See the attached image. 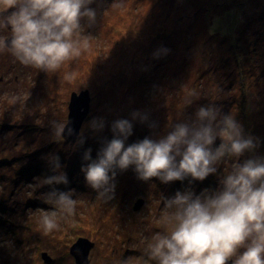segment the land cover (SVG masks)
Here are the masks:
<instances>
[{
  "label": "rangeland",
  "instance_id": "1",
  "mask_svg": "<svg viewBox=\"0 0 264 264\" xmlns=\"http://www.w3.org/2000/svg\"><path fill=\"white\" fill-rule=\"evenodd\" d=\"M90 7L96 22L82 20L77 34L90 36L88 49L56 72L0 52V264H48L42 254L51 264H75L70 250L79 237L94 243L87 264H157L145 249L166 231L162 198L177 191H215L234 163L264 157V0H94ZM10 35L0 30V37ZM162 49L167 54L154 58ZM68 73L75 74L71 81L64 79ZM84 90L90 107L79 134L71 141L55 138L53 122L66 124L71 94ZM208 104L242 127L259 120L256 134L243 129L257 147L238 161L226 157L215 174L196 184L191 177L167 184L143 181L129 167L116 170L111 198L99 199L87 185L81 168L89 161L83 154L91 149L96 158L113 138L114 121L138 123L127 146L166 135ZM134 112L148 119L132 120ZM93 119L104 121L103 130L90 127ZM138 126H144L143 136ZM221 142L217 138L213 147ZM51 155L59 156L68 178L67 185L54 187L72 191L77 203L73 215L58 216L59 228L45 234L40 216L57 209L44 197L53 186L37 184L58 174L49 165Z\"/></svg>",
  "mask_w": 264,
  "mask_h": 264
},
{
  "label": "clouds",
  "instance_id": "2",
  "mask_svg": "<svg viewBox=\"0 0 264 264\" xmlns=\"http://www.w3.org/2000/svg\"><path fill=\"white\" fill-rule=\"evenodd\" d=\"M94 0H0V30L11 35L0 37V52L9 51L22 65L44 72H56L69 60L78 58L89 47L90 36H80L81 21L89 26L96 22ZM8 10H12L9 14ZM158 50L154 58L167 54ZM74 73L65 74L71 81ZM196 97L195 92L192 93ZM193 99H189L191 104ZM143 123L148 117L132 113ZM102 119H93L94 131L104 128ZM55 138L61 137L65 125L53 122ZM133 124L118 119L111 125L113 138L100 148L95 159L91 149L83 154L89 161L82 166L88 186L97 191L99 199L111 198L116 170L129 167L137 178L161 183L203 181L217 172L226 158L239 160L257 144L244 134L242 125L233 115L222 114L214 104L199 107L191 122H180L158 139L144 138L126 146ZM68 134L72 130L69 128ZM217 138L222 141L213 147ZM83 139L79 143H83ZM55 175L38 179L37 186H53L45 193V201L58 210L40 216L45 234L59 228L58 216H71L76 200L72 191H59L54 186L68 184L61 171L59 156L48 158ZM111 173V175H110ZM166 215V231L155 234L147 243L146 253L157 264H264V157H254L234 163L231 171L220 179L215 191L204 190L195 195L191 190L177 191L162 198ZM127 264V262H125Z\"/></svg>",
  "mask_w": 264,
  "mask_h": 264
},
{
  "label": "water",
  "instance_id": "3",
  "mask_svg": "<svg viewBox=\"0 0 264 264\" xmlns=\"http://www.w3.org/2000/svg\"><path fill=\"white\" fill-rule=\"evenodd\" d=\"M90 97L87 90L81 91L80 93H72L68 102V113L67 122L65 124V131L62 133V137L65 140H73L77 137L80 132L82 122L89 113ZM71 128V135L68 134V129ZM141 202H137L136 205L139 207ZM93 247L90 240L79 237V240L75 242L70 250L73 255L76 264H87L88 252ZM42 259L46 263H51V258L47 254H42Z\"/></svg>",
  "mask_w": 264,
  "mask_h": 264
},
{
  "label": "trees",
  "instance_id": "4",
  "mask_svg": "<svg viewBox=\"0 0 264 264\" xmlns=\"http://www.w3.org/2000/svg\"><path fill=\"white\" fill-rule=\"evenodd\" d=\"M243 99H244V97H243ZM244 104H246L247 105V103H244ZM242 111V116H244L245 115V113L243 112V110H241ZM246 116L244 117V119H245V121H246ZM259 121V120H258ZM258 121H257V123H258ZM257 123H255L256 125H257ZM258 124H262V123H258ZM255 125V126H256ZM253 124L251 125V124H244L243 125V129H245L246 131H252L254 134H256V131H255V127ZM263 126H264V124H263ZM253 128V129H252ZM252 129V130H251ZM230 163H231V159H230ZM188 179V178H187ZM191 182H193L194 184H196V183H198V182H196V181H192L191 180ZM203 188V186L200 184V185H198V187H197V189H199V190H201Z\"/></svg>",
  "mask_w": 264,
  "mask_h": 264
},
{
  "label": "bare ground",
  "instance_id": "5",
  "mask_svg": "<svg viewBox=\"0 0 264 264\" xmlns=\"http://www.w3.org/2000/svg\"><path fill=\"white\" fill-rule=\"evenodd\" d=\"M249 106V104H247ZM85 121V119L83 120V122ZM82 122V123H83ZM132 124L134 125V128L138 125V123H133ZM138 127H141V126H138ZM145 132V129H144V126L141 127V136H143V133ZM64 139V138H63ZM65 140V139H64ZM65 141H71V140H65ZM177 189V188H176Z\"/></svg>",
  "mask_w": 264,
  "mask_h": 264
},
{
  "label": "flooded vegetation",
  "instance_id": "6",
  "mask_svg": "<svg viewBox=\"0 0 264 264\" xmlns=\"http://www.w3.org/2000/svg\"><path fill=\"white\" fill-rule=\"evenodd\" d=\"M93 247H94V243H93ZM93 247H92V248H93ZM92 248L90 249V251L92 250ZM90 251L88 252V256H89V254H90ZM88 256H87V257H88Z\"/></svg>",
  "mask_w": 264,
  "mask_h": 264
}]
</instances>
